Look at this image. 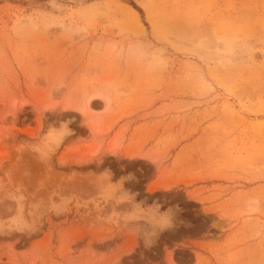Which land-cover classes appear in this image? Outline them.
Returning a JSON list of instances; mask_svg holds the SVG:
<instances>
[{
  "label": "rangeland",
  "instance_id": "obj_1",
  "mask_svg": "<svg viewBox=\"0 0 264 264\" xmlns=\"http://www.w3.org/2000/svg\"><path fill=\"white\" fill-rule=\"evenodd\" d=\"M0 264H264V0H0Z\"/></svg>",
  "mask_w": 264,
  "mask_h": 264
},
{
  "label": "bare ground",
  "instance_id": "obj_2",
  "mask_svg": "<svg viewBox=\"0 0 264 264\" xmlns=\"http://www.w3.org/2000/svg\"><path fill=\"white\" fill-rule=\"evenodd\" d=\"M74 1H77V2H81L82 0H74ZM66 104V103H65ZM67 105V104H66ZM88 105V104H87ZM65 107V106H64ZM84 106H82V108H83ZM82 108H80V109H82ZM86 110V109H85ZM82 112V111H81ZM83 114H84V112H82ZM45 152V151H44ZM49 153V152H48Z\"/></svg>",
  "mask_w": 264,
  "mask_h": 264
}]
</instances>
